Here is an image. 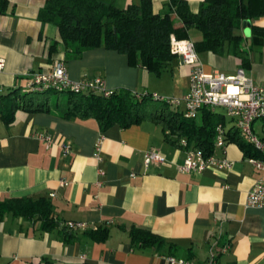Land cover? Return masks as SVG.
<instances>
[{
    "label": "crops",
    "instance_id": "0c3cea01",
    "mask_svg": "<svg viewBox=\"0 0 264 264\" xmlns=\"http://www.w3.org/2000/svg\"><path fill=\"white\" fill-rule=\"evenodd\" d=\"M102 1L120 7L140 2ZM167 1L151 0L153 12H161ZM187 1L196 12L202 0ZM45 2L7 0L0 12L4 111L15 89L25 90L33 72L49 69L60 58L74 80L99 75L106 87L126 88L140 97L147 93L173 97L188 91L191 66L178 55L160 74L103 44L66 56L56 24L38 17ZM254 24L264 27V15ZM240 32V48L248 59L245 66L232 43H225L222 52H197L201 69L231 74L242 65L264 86V37H252L250 27L242 26ZM200 35L195 28L189 31L191 40ZM22 101L18 98L10 119L0 114V198L44 196L50 200L56 225L46 230L39 220L1 214L0 264H170L169 256L188 264H264V207L245 204L247 191L256 178L264 181V175L235 142L227 141L224 148L213 145L211 150L231 159V167L183 172L179 165L187 146L179 141L186 136L163 129L156 120L114 123L102 130L94 116H62L65 105L60 102L55 108L51 96L48 109L27 110L20 106ZM173 109L182 111L183 105ZM211 111L223 116L219 123L225 136L235 125L233 120L223 107ZM257 120L253 127L262 135L263 120ZM100 136L98 158L94 143ZM187 145L196 147L194 142ZM150 147L165 160L145 166L144 152ZM68 220L83 221L85 226L70 229L63 225ZM96 226L107 229L102 240L88 232ZM131 227L159 235L165 239L163 246L134 244Z\"/></svg>",
    "mask_w": 264,
    "mask_h": 264
},
{
    "label": "trees",
    "instance_id": "16d2710c",
    "mask_svg": "<svg viewBox=\"0 0 264 264\" xmlns=\"http://www.w3.org/2000/svg\"><path fill=\"white\" fill-rule=\"evenodd\" d=\"M7 0H0V12L6 9ZM264 15V0H202L193 12L187 0H168L164 9L155 13L151 0H140L126 7L102 0H46L39 9L41 21L56 24L66 47V56H78L83 50L101 44L126 54L131 63H139L150 71L160 74L176 56L170 50V37L189 38L191 28L199 30L200 37L193 39L196 51L222 52L225 43H232L233 51L241 57L242 65L248 62L240 48L242 22L248 20L251 35L264 37V27L254 24V19ZM10 98V107L0 114L8 120L12 117L18 98L27 110L48 109L47 98L54 95L53 104L59 107L64 117L94 116L102 130L118 123L127 126L141 119H153L161 123L163 129L177 135H185L186 142H194L196 147L211 152L215 127L223 122V116L202 107L199 121L186 117L181 110L173 109L164 99L154 98L151 93L135 95L126 88L111 89L108 95L101 92H78L72 90L43 91L15 89ZM15 93V94H14ZM64 93V97L60 94ZM44 101V102H43ZM43 102V103H42ZM233 125L225 134L226 141L235 142L243 152L258 155ZM11 212L24 218L40 221L43 229L56 225L50 200L44 196L0 198V215ZM92 238L102 240L107 229L96 226L89 230ZM131 241L141 246L160 248L165 239L149 230L139 227L129 229Z\"/></svg>",
    "mask_w": 264,
    "mask_h": 264
},
{
    "label": "built area",
    "instance_id": "2783aa9c",
    "mask_svg": "<svg viewBox=\"0 0 264 264\" xmlns=\"http://www.w3.org/2000/svg\"><path fill=\"white\" fill-rule=\"evenodd\" d=\"M170 50L178 55L182 62L191 66L189 71V89L180 96L163 97L156 93L152 96L164 99L176 107L183 105L182 112L186 117H195L202 107L214 109L223 107L225 114L229 116L239 133L249 141L258 155L248 156L254 166L264 175V86L256 83L253 77L247 74L244 66L239 65L231 74L221 71L204 72L198 59L194 42L190 38L170 37ZM3 59L0 58V69L3 67ZM26 90L43 91L51 90H72L78 92H101L108 95L111 91L106 87L102 76L92 78L71 79L67 74L65 60L55 59L50 68L33 72L28 79ZM135 95H137L135 93ZM138 96V95H137ZM263 120L261 124L262 135L257 133L253 127L255 120ZM40 137L45 138L42 134ZM180 144L186 147V156L179 165L183 172L190 170H202L208 166L217 168H229L232 160L226 156L217 157L212 152H205L199 147H189L186 139L181 138ZM224 129L221 123L215 127L213 145L224 148L226 144ZM102 136L94 143L95 156H99ZM164 155L155 147H150L144 152L143 162L147 166L149 163L163 162ZM245 204L248 206L264 207V181L262 177L255 179L252 186L247 191ZM63 225L70 229H79L85 226L83 221L68 220ZM170 264H188L183 258L169 256Z\"/></svg>",
    "mask_w": 264,
    "mask_h": 264
},
{
    "label": "rangeland",
    "instance_id": "374dc122",
    "mask_svg": "<svg viewBox=\"0 0 264 264\" xmlns=\"http://www.w3.org/2000/svg\"><path fill=\"white\" fill-rule=\"evenodd\" d=\"M60 95H61V97H64V93H63V94H60ZM51 97L53 98L54 95L52 94ZM169 105H170V107H172V108L175 107V105L172 104V103H169ZM220 110L223 111L222 109H220ZM259 120H260V119H258V120L256 121V123L259 122ZM231 121H232V120H231ZM229 123H230V122H227V125H228ZM260 133H261V132H260Z\"/></svg>",
    "mask_w": 264,
    "mask_h": 264
},
{
    "label": "water",
    "instance_id": "95a60500",
    "mask_svg": "<svg viewBox=\"0 0 264 264\" xmlns=\"http://www.w3.org/2000/svg\"><path fill=\"white\" fill-rule=\"evenodd\" d=\"M249 24H250V22L248 20H245L242 22V26L245 30H247V28L249 27Z\"/></svg>",
    "mask_w": 264,
    "mask_h": 264
}]
</instances>
